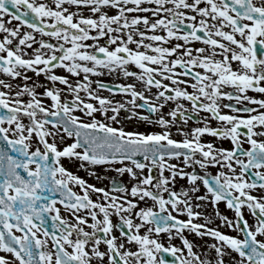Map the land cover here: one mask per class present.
<instances>
[{"label": "snow or ice", "instance_id": "1", "mask_svg": "<svg viewBox=\"0 0 264 264\" xmlns=\"http://www.w3.org/2000/svg\"><path fill=\"white\" fill-rule=\"evenodd\" d=\"M0 264H264V0H0Z\"/></svg>", "mask_w": 264, "mask_h": 264}, {"label": "flooded vegetation", "instance_id": "2", "mask_svg": "<svg viewBox=\"0 0 264 264\" xmlns=\"http://www.w3.org/2000/svg\"><path fill=\"white\" fill-rule=\"evenodd\" d=\"M13 23H15V22H13ZM37 38H39V37H37ZM175 42H176V41H173V43H175ZM89 43H91V41H89ZM101 43H103V40H101ZM193 46H195V47H199V46H202V45H201L199 42H195ZM33 47H35V45H33ZM132 47H135V46L132 45ZM59 74L64 75V73H59ZM94 77H97V76H94ZM97 80L100 81V82H103V83H107V84H109V85H110L111 87H113V88H116L120 83H130V82H132L130 78H119V79H117L116 77H113V76H100V77H97ZM137 86L139 87V85H137ZM99 91H101V94H102L103 96H112L114 102H115V101L126 102L127 100L130 99V96H126V94L121 93V92H119L118 90H117L114 94L109 93L106 89H100ZM153 91H155V89H153ZM189 91H191L190 88H189ZM249 94H250V95H254V96H259L258 93H254V92H250ZM185 103H186V105H187V102H185ZM167 110H168V109L166 108L165 111H167ZM136 111H139V112H142V113H144V114H147L146 111H145L144 109H136ZM225 111H227V109H225ZM120 115H121V116L124 115V111H123V110L121 111V114H120ZM81 117H82V116H81ZM100 118L102 119L103 117H100ZM122 123H123V126H124L127 130H130V131H137V130H138V131H153V130H155V131H159L158 128H155V129H154V128H152V126L149 125V124H140L138 121H136V120H134V119L129 120V121H123ZM215 123H216V122L213 121V124H215ZM118 126H119V125H118ZM195 126H199V122H198V121L196 120V118L194 117L193 120L189 121V124L187 125V129H191V128L195 127ZM173 135H174V137H175L176 139H181V138H182L179 134L176 133L175 128L173 129ZM203 139H204L205 141H207V140H214L215 138L206 135ZM217 143H218V144H222V146H224V147H231V144H230V142H228V141H223V142H221V141H217ZM245 147H248V145L245 144ZM209 170H210L213 174H215L216 171H217V169H215V168H210ZM198 171H199V169H198ZM166 174H167V173H166ZM115 175H116V174H114L113 176H115ZM122 179H124L125 182H126V175H125V177H123ZM184 183H185V181H180V182H179V184H184ZM179 184H178L177 187H179ZM201 191H203V189H201ZM219 208H220V211H221V212H224L225 214H227V215H229V216L232 215V213L229 212V211L226 209V207H225V205H224L223 202H221V204L219 205ZM210 211H211V207H210ZM210 211H209V212H210ZM181 218H182V219H185L184 216H182ZM222 230H223V231H230L229 229H222ZM233 234H234V233H233ZM163 238H164L165 240L167 239L166 237H163ZM189 238L195 240L197 244H201V243H203V241H201L199 238L195 237L194 234H191V235L189 236ZM204 239L207 240L208 238L205 237ZM167 242H168V241H165V242H164L166 246H167V244H168ZM209 242H211V241H209ZM171 243L174 244V245H177V246H180V244H181V242H180L179 239H173V240L171 241ZM164 255H165V258L168 259L169 261H171V260L173 259V258L170 256V254L165 253Z\"/></svg>", "mask_w": 264, "mask_h": 264}, {"label": "rangeland", "instance_id": "3", "mask_svg": "<svg viewBox=\"0 0 264 264\" xmlns=\"http://www.w3.org/2000/svg\"><path fill=\"white\" fill-rule=\"evenodd\" d=\"M55 71L57 72V74H59V73H64V75H69V74H68L66 71H64L63 69H56ZM29 75H31V73H29ZM41 79H43V78H41ZM70 79H72V80L75 81V80H77V79H79V78H78V77H75V76H71ZM91 79L94 80V81H98V80H97V77H94V76L91 77ZM57 86H58V87H61L62 89L65 87V86L62 85V84L57 85ZM92 87L95 89V88H96V84H93ZM100 92H101V91H100ZM81 96H82L87 102L96 103V101H94V100H89V99L85 96V94H84L83 92H81ZM47 103L50 104L51 101L48 100ZM75 114H76V115H79V116H82V118H84V117H83V113H81L80 111H77ZM73 171H76V169L73 168ZM101 171H103V170H101ZM77 174L80 175V176H82V177H84V178H86V179H88L89 182H91V183H96V181L92 180L91 177L87 176L86 172L83 171V170H80ZM114 174H115L114 172H109V173H107L108 176H113ZM104 183L107 184V183H108V180H104ZM93 198H95V197H93ZM207 210L210 211V207H209ZM62 214H63V213H62ZM184 217H185V216H184ZM186 218H187V217H185V219H186ZM217 223H219V221H217ZM165 241H167V239L165 240V239L163 238V242H165ZM167 243H168V242H167Z\"/></svg>", "mask_w": 264, "mask_h": 264}]
</instances>
